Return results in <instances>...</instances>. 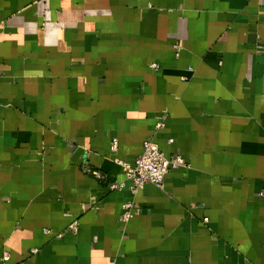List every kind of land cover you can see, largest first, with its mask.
<instances>
[{
	"label": "crops",
	"instance_id": "crops-1",
	"mask_svg": "<svg viewBox=\"0 0 264 264\" xmlns=\"http://www.w3.org/2000/svg\"><path fill=\"white\" fill-rule=\"evenodd\" d=\"M0 264H264V0H0Z\"/></svg>",
	"mask_w": 264,
	"mask_h": 264
},
{
	"label": "built area",
	"instance_id": "built-area-1",
	"mask_svg": "<svg viewBox=\"0 0 264 264\" xmlns=\"http://www.w3.org/2000/svg\"><path fill=\"white\" fill-rule=\"evenodd\" d=\"M151 67L154 69L156 68L155 65H151ZM164 120V117L157 120L154 125L155 131H159L164 128ZM116 163L121 167L126 180L129 181V191L133 197L146 185H153L158 189H162L165 176L170 169L184 166V162L179 156L166 158L163 152L152 140H146L143 142L142 151L132 165L119 160H116ZM89 172L97 179L101 178V173L96 171ZM122 188L123 184H112L110 186L111 191H120ZM132 217L133 203L132 201H127L123 205L120 222L127 223ZM67 228L75 234L77 231V222L70 223ZM31 253H37V249H33ZM6 258L7 255L2 257V259Z\"/></svg>",
	"mask_w": 264,
	"mask_h": 264
}]
</instances>
